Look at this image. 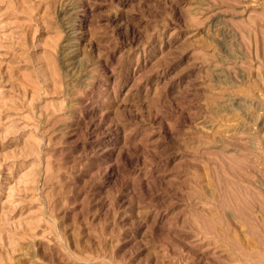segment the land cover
<instances>
[{"label":"rangeland","instance_id":"1","mask_svg":"<svg viewBox=\"0 0 264 264\" xmlns=\"http://www.w3.org/2000/svg\"><path fill=\"white\" fill-rule=\"evenodd\" d=\"M0 264H264V0H0Z\"/></svg>","mask_w":264,"mask_h":264}]
</instances>
